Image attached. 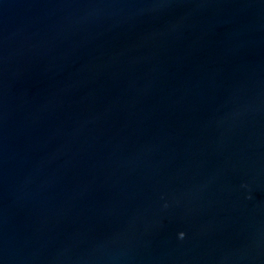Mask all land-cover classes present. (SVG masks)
<instances>
[{
	"label": "water",
	"instance_id": "1",
	"mask_svg": "<svg viewBox=\"0 0 264 264\" xmlns=\"http://www.w3.org/2000/svg\"><path fill=\"white\" fill-rule=\"evenodd\" d=\"M0 264H264V0H0Z\"/></svg>",
	"mask_w": 264,
	"mask_h": 264
},
{
	"label": "clouds",
	"instance_id": "2",
	"mask_svg": "<svg viewBox=\"0 0 264 264\" xmlns=\"http://www.w3.org/2000/svg\"><path fill=\"white\" fill-rule=\"evenodd\" d=\"M183 235H184V233H183V232L179 233V236H181V237H182Z\"/></svg>",
	"mask_w": 264,
	"mask_h": 264
}]
</instances>
